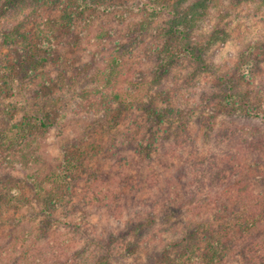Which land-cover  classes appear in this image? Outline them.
Returning a JSON list of instances; mask_svg holds the SVG:
<instances>
[{
	"label": "rangeland",
	"instance_id": "obj_1",
	"mask_svg": "<svg viewBox=\"0 0 264 264\" xmlns=\"http://www.w3.org/2000/svg\"><path fill=\"white\" fill-rule=\"evenodd\" d=\"M150 2L0 0V264H264V0Z\"/></svg>",
	"mask_w": 264,
	"mask_h": 264
},
{
	"label": "trees",
	"instance_id": "obj_2",
	"mask_svg": "<svg viewBox=\"0 0 264 264\" xmlns=\"http://www.w3.org/2000/svg\"><path fill=\"white\" fill-rule=\"evenodd\" d=\"M10 1L11 0H7V2H10ZM54 1H60L62 3L64 2L66 5L68 4L72 7L70 11H68L67 8L66 10L64 9V11H62V16L64 17V19L67 20V22H71L73 18H75L76 16L74 12L76 13L82 12V11L77 12L75 11L74 8L77 9V8L84 7L87 5L97 8L98 7L97 3H99L100 0H36V4L39 8H42L47 4V2L51 3ZM151 1L152 2H150L148 8H150L152 11L155 10L153 9V4L154 6H159L158 4L160 2H163V4H161L160 6V7H163L165 3L167 4L168 2L171 1V4H170L171 9L169 10L171 17H170L168 31H167L170 35L182 34L184 31L183 26H189V22H191V20L194 19L195 15L197 16V11L194 12L196 5L187 6L186 0H151ZM174 55L178 56V54L173 53L167 59L164 58L165 59L164 62L160 63V67H159L160 72L158 74L159 77L162 74H165V72L168 71L169 67L175 63V61L172 59ZM196 57L197 55L195 56L194 60L197 61L198 59ZM242 105L243 107H241L240 105H237L235 106L234 109H229V110L234 111V112L239 111V112L245 113L247 110V102L243 101ZM156 114H158V111L155 112V110H152L149 116L152 117L155 121H157ZM42 126L46 127L48 126V124L42 123ZM214 158L215 157H211V161H210L212 168H215L216 166V161ZM217 171H218V167L215 172ZM60 172L61 174L60 173L58 174L62 175V177L55 179L56 182L54 183V185L49 184L50 185L48 188L49 190L47 191V193L43 195V199H46L44 200V204L48 200L47 208H49V204L50 205L53 204L54 200L52 198H54L56 194H61V192L64 193V191L66 190L64 187L66 183V177L70 178L69 176H74L76 174L75 167L73 165L71 166L66 165L65 167L62 166ZM217 173H220V172H217ZM53 186H56V187L53 189ZM67 194H69L70 196V193H67ZM50 208H52V206H50ZM192 224L193 223L187 225V222H186L182 237L177 243L172 244V245H175L177 249L183 250L181 257H178L176 259L173 258L171 262L167 263V257L164 255L165 254L164 252L162 254L153 253L148 256L147 263L148 264H193V261H195L196 259L204 260V254L202 252L203 250L202 248H201L202 251L199 250L200 243L197 237L198 233L203 231L202 225L198 223L193 226ZM168 246L169 245L165 247V250L167 249Z\"/></svg>",
	"mask_w": 264,
	"mask_h": 264
}]
</instances>
